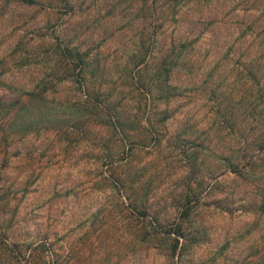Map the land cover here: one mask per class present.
Returning a JSON list of instances; mask_svg holds the SVG:
<instances>
[{
    "label": "rangeland",
    "instance_id": "rangeland-1",
    "mask_svg": "<svg viewBox=\"0 0 264 264\" xmlns=\"http://www.w3.org/2000/svg\"><path fill=\"white\" fill-rule=\"evenodd\" d=\"M259 144L264 0H0V264H264Z\"/></svg>",
    "mask_w": 264,
    "mask_h": 264
},
{
    "label": "trees",
    "instance_id": "trees-1",
    "mask_svg": "<svg viewBox=\"0 0 264 264\" xmlns=\"http://www.w3.org/2000/svg\"><path fill=\"white\" fill-rule=\"evenodd\" d=\"M167 63L172 66L176 65V63L172 62V59ZM170 69L172 68L166 67L162 69L161 71V75H162L161 82L162 83H167L166 81L169 77L168 75H169V72L171 71ZM165 91H167L168 93L171 92L169 87ZM44 93H45L44 90H38L37 92L31 93L29 95L37 98V97H43ZM91 95H90V104L92 108L91 111L94 112L96 115H100L101 117L106 118L105 121L108 122L113 128L118 127V125H120V121H122L119 116V110H118L119 106L117 104L115 106L111 105L110 104L111 102H109L108 104H104L106 101L103 103H100V101L94 100V96H91ZM165 120L166 118L163 119V121ZM258 148L264 152V144H259ZM255 162H256L255 159L251 158L249 161L246 162V166L243 172H241V169L238 166H234L232 168L233 169L232 172L234 173V172L239 171V173L242 174L245 171L247 174H254L256 169L252 166V164H254ZM143 209H144V213H146L145 212L146 208H143ZM189 214H190V211L187 209V211L184 212L181 221L176 224V229L171 231L175 235L174 237L175 250L177 249V246H179L180 239H183L184 243H188V244L190 243L189 240L186 238V235L183 231V226H182L184 222L189 221ZM184 243L181 244L180 251L186 250V246L184 245Z\"/></svg>",
    "mask_w": 264,
    "mask_h": 264
}]
</instances>
